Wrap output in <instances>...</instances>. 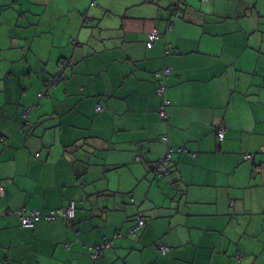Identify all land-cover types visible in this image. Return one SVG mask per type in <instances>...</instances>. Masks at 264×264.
Instances as JSON below:
<instances>
[{
  "label": "crops",
  "instance_id": "1",
  "mask_svg": "<svg viewBox=\"0 0 264 264\" xmlns=\"http://www.w3.org/2000/svg\"><path fill=\"white\" fill-rule=\"evenodd\" d=\"M0 187V264H264V0H0Z\"/></svg>",
  "mask_w": 264,
  "mask_h": 264
},
{
  "label": "built area",
  "instance_id": "2",
  "mask_svg": "<svg viewBox=\"0 0 264 264\" xmlns=\"http://www.w3.org/2000/svg\"><path fill=\"white\" fill-rule=\"evenodd\" d=\"M160 37V33L158 30H154L153 32L150 33L149 39L151 42H155L158 38ZM70 62L63 60L61 63H59V70L57 73L56 77V82L58 83L60 80L64 79L66 77L67 70L69 69ZM171 73V68H164L161 72L156 73L157 78L159 79V84L157 88V93L159 95H164L166 91V85H165V80L167 76ZM56 82H51L52 85H56ZM102 107L99 105L98 110H101ZM161 117L166 119V114L163 109H161ZM219 137L223 138L224 133L222 131H219ZM167 141V139H164ZM180 151L183 150V148L179 149ZM174 152L173 148H170L168 154L160 159L158 162L155 163V169L157 171L156 175L157 176H167L169 174V167H170V162H171V157L172 153ZM250 155H246L245 158L248 159ZM2 188L0 187V190ZM16 213L20 214L21 217V223L23 227H34L35 224L40 220V219H46V220H54L57 217H62L66 221H69L71 219L75 218L76 215V203L75 201H71L68 207L65 209H55L49 212H42L40 210H31L28 213H23L22 211H16ZM138 221L136 224L133 225L130 229V235H136L138 231L141 229L143 225L142 217L139 215L137 217ZM112 240H106L103 246L108 247L112 244ZM98 248H102V245H100ZM167 247H162V250L165 251Z\"/></svg>",
  "mask_w": 264,
  "mask_h": 264
},
{
  "label": "trees",
  "instance_id": "3",
  "mask_svg": "<svg viewBox=\"0 0 264 264\" xmlns=\"http://www.w3.org/2000/svg\"><path fill=\"white\" fill-rule=\"evenodd\" d=\"M97 5V1H95V4H94V6H96ZM181 6V5H180ZM180 6H178V8H177V10L175 11L176 13H177V16H179V14H180ZM160 33V32H159ZM160 36H161V34H160ZM63 60H60V63L62 62ZM58 73V72H57ZM247 154H245L244 155V157L246 156ZM141 216V215H140ZM142 217V216H141ZM71 220H73V219H71ZM71 220H69L68 222H70ZM138 221V219H136L135 220V224H136V222ZM142 221H143V223H144V220H143V217H142ZM143 226V225H142ZM133 227V226H132ZM141 229H142V227H141ZM163 247H167V246H165V245H163ZM169 250V247H167V249L165 250V251H162L163 253H166L167 251Z\"/></svg>",
  "mask_w": 264,
  "mask_h": 264
},
{
  "label": "bare ground",
  "instance_id": "4",
  "mask_svg": "<svg viewBox=\"0 0 264 264\" xmlns=\"http://www.w3.org/2000/svg\"><path fill=\"white\" fill-rule=\"evenodd\" d=\"M95 1H97V0H91V2H90V6H94ZM176 10H177V9H175V11H176ZM175 11H173L172 15L176 17V16H177V13H176ZM152 32H153V31H152ZM165 92H166V91H165ZM69 204H70V203H69ZM67 207H68V206H67ZM136 219H137V218H136ZM136 235H137V234H136ZM136 235H135V236H136Z\"/></svg>",
  "mask_w": 264,
  "mask_h": 264
},
{
  "label": "rangeland",
  "instance_id": "5",
  "mask_svg": "<svg viewBox=\"0 0 264 264\" xmlns=\"http://www.w3.org/2000/svg\"><path fill=\"white\" fill-rule=\"evenodd\" d=\"M89 1L91 2V0H89ZM91 7H92V6H91ZM75 217H76V215H75ZM140 230H141V229H140ZM140 230H139V231H140ZM139 231H138V232H139ZM104 248H106V247L103 246V245H102V248H97V249H98V250H97V254H99V251L102 250V249H104Z\"/></svg>",
  "mask_w": 264,
  "mask_h": 264
}]
</instances>
